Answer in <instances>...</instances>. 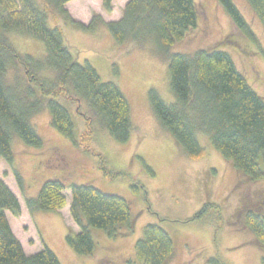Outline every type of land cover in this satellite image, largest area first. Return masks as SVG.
I'll use <instances>...</instances> for the list:
<instances>
[{
	"label": "rangeland",
	"instance_id": "obj_1",
	"mask_svg": "<svg viewBox=\"0 0 264 264\" xmlns=\"http://www.w3.org/2000/svg\"><path fill=\"white\" fill-rule=\"evenodd\" d=\"M231 1L255 33L259 47L233 28L216 0H195L198 24L170 48V54L193 55L199 50L227 53L264 100V30L245 0ZM127 2L113 0L110 11L103 7V0H74L66 4L65 9L75 21L87 26L94 20L93 30L85 32L53 11H46L48 27L60 29L75 60L81 65L89 63L103 82L119 87L130 105L131 132L126 142H116L83 101L73 104L64 97L57 102L70 115L74 143L50 125L47 108L35 114L31 124L43 141L42 147L28 146L14 136L12 164L0 161V181L21 207L20 216L6 215L15 237L26 254H34L45 246L61 264H138L134 246L143 227L150 224L158 225L172 241L173 255L167 264H207L206 260L213 257L223 264H261L264 253L246 229L243 216L249 210L264 211L263 182H249L239 175L207 135H197L203 156L189 159L170 133L159 126L148 93L152 89L163 103H174L168 60L150 46H120L105 26L121 18ZM7 36L17 52L36 59L45 57L43 41L17 33ZM261 161L262 158L260 164ZM15 172L23 179V194ZM49 180H60L65 185L67 205L57 212H28L25 197L35 198ZM83 184L126 199L133 221V231L115 239L106 237L102 230L91 229L95 243L92 256L75 253L66 241V236L78 232L69 215V187ZM205 204L215 206V211L203 220L195 219Z\"/></svg>",
	"mask_w": 264,
	"mask_h": 264
},
{
	"label": "trees",
	"instance_id": "obj_2",
	"mask_svg": "<svg viewBox=\"0 0 264 264\" xmlns=\"http://www.w3.org/2000/svg\"><path fill=\"white\" fill-rule=\"evenodd\" d=\"M71 1L0 0V161L7 164L13 162L14 136L28 146L42 147L43 141L36 134L31 118L45 108L50 112V125L75 142L70 115L57 102L61 97L73 104L83 101L116 142L123 143L129 138L131 109L119 87L103 82L89 63L79 64L65 46L60 29L47 25L49 9L80 31H92L94 20L85 26L68 14L65 5ZM112 1L103 0L107 11ZM216 1L224 8L233 28L259 47L255 33L233 2ZM245 1L264 30V0ZM198 20L195 0H128L121 18L105 26L120 46L127 43L138 49L150 46L158 56L168 60L174 103H163L152 89L148 97L159 126L170 133L186 157L203 156L197 135L205 134L214 148L233 163L239 175L249 182L262 181L263 185L264 100L250 87L227 53L199 50L193 55L170 54V48L183 40ZM10 33L43 41L45 57L36 59L17 52L8 39ZM113 67L117 74L116 66ZM15 178L23 194V179L16 172ZM65 188L60 180L44 182L35 198L25 197L26 209L30 213L62 210L67 205ZM69 189V215L78 232L66 236V241L75 253L82 256L95 253L91 229L102 230L110 239L133 231L126 199L105 194L89 184L71 185ZM215 209L205 204L195 219L203 220ZM7 213L18 217L21 207L16 196L0 181V264H61L45 246L34 254H26L10 227ZM243 222L264 253V211L245 212ZM134 255L138 264H167L173 255V244L158 225H145L135 243ZM206 263L223 264L215 257Z\"/></svg>",
	"mask_w": 264,
	"mask_h": 264
},
{
	"label": "crops",
	"instance_id": "obj_3",
	"mask_svg": "<svg viewBox=\"0 0 264 264\" xmlns=\"http://www.w3.org/2000/svg\"><path fill=\"white\" fill-rule=\"evenodd\" d=\"M74 1V0H73ZM72 2V1H71Z\"/></svg>",
	"mask_w": 264,
	"mask_h": 264
}]
</instances>
